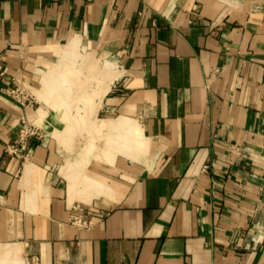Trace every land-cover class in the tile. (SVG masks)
Masks as SVG:
<instances>
[{
  "label": "crops",
  "instance_id": "0c3cea01",
  "mask_svg": "<svg viewBox=\"0 0 264 264\" xmlns=\"http://www.w3.org/2000/svg\"><path fill=\"white\" fill-rule=\"evenodd\" d=\"M0 59V264H264V0H0Z\"/></svg>",
  "mask_w": 264,
  "mask_h": 264
},
{
  "label": "built area",
  "instance_id": "2783aa9c",
  "mask_svg": "<svg viewBox=\"0 0 264 264\" xmlns=\"http://www.w3.org/2000/svg\"><path fill=\"white\" fill-rule=\"evenodd\" d=\"M6 72L7 69L3 67L2 59H0V77H4ZM9 94L16 101L22 104L26 103L29 106L34 105L35 102L34 99L26 96L21 89L10 90ZM1 123H2V109L0 107V126ZM34 136L41 137V132L35 126L24 122L19 129L17 143L20 146H25L28 144L29 139ZM16 151L17 149L9 150V152H13V153ZM72 222L74 225L85 229H90L94 224V222L88 217V215H86L83 212L75 213L72 216Z\"/></svg>",
  "mask_w": 264,
  "mask_h": 264
}]
</instances>
